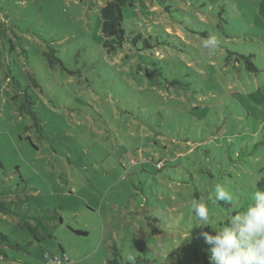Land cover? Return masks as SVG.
Listing matches in <instances>:
<instances>
[{"label":"rangeland","instance_id":"374dc122","mask_svg":"<svg viewBox=\"0 0 264 264\" xmlns=\"http://www.w3.org/2000/svg\"><path fill=\"white\" fill-rule=\"evenodd\" d=\"M108 1L0 0V264H204L193 201L264 176L260 0H134L113 52Z\"/></svg>","mask_w":264,"mask_h":264},{"label":"clouds","instance_id":"9594fccd","mask_svg":"<svg viewBox=\"0 0 264 264\" xmlns=\"http://www.w3.org/2000/svg\"><path fill=\"white\" fill-rule=\"evenodd\" d=\"M217 46L215 37L203 42V47L213 54ZM213 191L214 196L209 201L192 203V212L199 221L193 226H211L213 230L212 233L201 232L209 246V264H264V188L254 186L250 201L242 209L233 208L226 219H217L218 227L211 223L208 204L225 202L230 205L233 194L221 184H216ZM135 261L134 255L127 256V264H135Z\"/></svg>","mask_w":264,"mask_h":264},{"label":"trees","instance_id":"16d2710c","mask_svg":"<svg viewBox=\"0 0 264 264\" xmlns=\"http://www.w3.org/2000/svg\"><path fill=\"white\" fill-rule=\"evenodd\" d=\"M134 0H109L100 10L101 16V33L103 36V46L107 52H113L120 44L124 41L126 35V28L124 22V9L129 7L130 4ZM258 12L261 17L264 18V0H260L258 4ZM160 164H156V168L159 169L163 166L161 162ZM256 187L264 188V176L260 178ZM0 211L6 212V206L4 203L0 202ZM28 215H24L23 226L31 232L37 228L38 226L44 227L41 217H33L35 220V228H32L28 223L27 219ZM0 244L11 245L13 247H18L16 243L9 240L5 235L0 234ZM63 256L61 255L60 258ZM204 264H209L207 260H205Z\"/></svg>","mask_w":264,"mask_h":264},{"label":"built area","instance_id":"2783aa9c","mask_svg":"<svg viewBox=\"0 0 264 264\" xmlns=\"http://www.w3.org/2000/svg\"><path fill=\"white\" fill-rule=\"evenodd\" d=\"M63 258V257H62ZM61 259V258H60ZM59 263H61V260L59 261Z\"/></svg>","mask_w":264,"mask_h":264}]
</instances>
